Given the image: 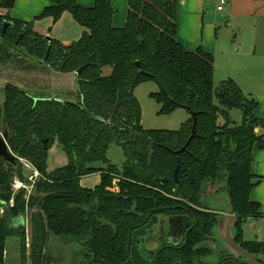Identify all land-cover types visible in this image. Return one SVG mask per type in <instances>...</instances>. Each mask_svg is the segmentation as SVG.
I'll use <instances>...</instances> for the list:
<instances>
[{"label": "trees", "instance_id": "1", "mask_svg": "<svg viewBox=\"0 0 264 264\" xmlns=\"http://www.w3.org/2000/svg\"><path fill=\"white\" fill-rule=\"evenodd\" d=\"M15 2L0 0V10L7 12L0 15V41L5 46L61 74L85 68L75 77L76 103L36 99L16 86H3L0 135L6 129L7 146L16 160L10 164L0 157V204H7L12 196L13 177L25 178L18 159L31 163L41 179L28 204L20 193L14 195L12 208L4 207L0 264H5V243L11 237L20 241L21 264H57L59 258L63 264L61 254L55 261L46 258L52 235L64 245H74L71 256L76 264H129V235L146 226L147 215H189L195 220L181 250L163 249L155 259V264H192L209 254L204 243L217 224L215 215L201 211L203 187L226 181L227 199L237 220L234 242L255 255L264 250L242 240L244 221L259 214V206L249 200L254 187L250 166L253 146L261 144L255 129L264 121L254 117L257 104L232 79L214 88L210 53L201 48L189 52L177 42L179 0H127L122 28L112 26L111 0H94L89 8L74 0H50L34 20L51 18L55 23L69 13L83 32L68 46L46 41L34 32L33 22L12 19L8 12ZM4 22L11 27L1 37ZM148 82L158 87V92L150 94L159 107L158 115L180 109L189 114L178 130L141 126L134 90ZM83 108L101 121L92 120ZM232 110L240 113L238 126L230 119ZM191 114H196V136L186 151L174 155L191 135ZM51 137L68 164L48 174L47 150L55 140L47 149L43 141ZM111 145L123 150L121 171L105 157ZM177 158L180 171L174 184ZM93 174H99V184L93 189L81 187L80 180ZM39 203L41 207L33 213ZM27 212L28 246L24 224L18 231L11 229V223L24 219Z\"/></svg>", "mask_w": 264, "mask_h": 264}, {"label": "crops", "instance_id": "2", "mask_svg": "<svg viewBox=\"0 0 264 264\" xmlns=\"http://www.w3.org/2000/svg\"><path fill=\"white\" fill-rule=\"evenodd\" d=\"M74 1L83 8L92 7L94 2V0ZM50 4V0H16L9 15L14 20L30 23ZM111 6L114 11L112 26L114 28H122L125 24L127 2L126 0H111ZM206 7V0H179L176 16L177 42L189 52H194L198 48H201L204 52L210 53L213 56L214 81L232 79L242 93L246 97L252 98L257 104L253 111L254 117L264 121V28L262 29L260 21H256V19L264 20V0H228L227 5L220 12L217 11L218 5L216 6V12L223 15L220 17L231 22L228 26H232L233 23L238 32L243 34L241 43L236 46L232 45L230 38L226 36H223L220 41L209 39L207 42H203L201 39H194L191 32H188V27L196 26L197 16L200 13L201 15L205 13ZM5 13L3 10H0V15ZM62 18H64L65 25L72 32V37L69 39L65 38L55 26L53 39L61 41L62 44L76 42L80 38L83 29L73 21L70 14H64ZM234 20L236 23L233 22ZM52 23L51 18L46 19L44 22H41V20L34 21L33 30L40 35L46 29H50L49 26ZM75 77V73L64 75L55 72L49 66L30 60L17 51L11 50L0 41V87L10 84L36 99H61L69 101L66 99L65 93H68L72 89L70 85H72ZM156 92H158V87L150 82L140 84L134 90V96L141 108V124L144 129H148L145 128L149 127L147 122L153 120L159 109L158 105L150 99V94ZM70 102L76 103L77 99L74 101L70 100ZM176 112H178L176 114L181 123L179 125L180 128L190 116L183 109ZM231 120L233 121L232 118ZM236 121L238 120L233 121V123L239 125L240 123ZM170 128L176 130L177 126ZM255 133L261 137V144H255L251 151L250 171L253 175L254 187L249 194V200L259 206V214L244 221L242 225V240L255 243L264 248V122L262 126L255 129ZM83 179L80 180L81 187H83ZM99 182L100 178L98 176L97 182H95L97 184L87 189H93ZM220 186L217 189L224 190ZM227 201V197L221 196L217 197L214 203L209 202V206L216 207H213V210L221 211L218 214L219 218L214 244L215 242L225 244L224 241L230 242L234 239L236 217L233 214L232 218L228 216ZM3 212L4 203H1L0 219ZM162 220V216H153L149 224L144 228L145 233L143 237L147 246L145 251L148 253L155 254L158 251L159 246L156 235ZM23 221V218L14 220L11 223V229L18 231L21 225L23 226ZM151 233L154 234L150 238H147V235ZM14 238L18 240L16 237L8 238L5 247L7 241ZM210 244L212 245L213 243ZM263 253L264 250H261L259 254L254 256L262 259L261 254ZM5 255L6 251L4 250V259ZM19 256L21 263L20 252Z\"/></svg>", "mask_w": 264, "mask_h": 264}, {"label": "rangeland", "instance_id": "3", "mask_svg": "<svg viewBox=\"0 0 264 264\" xmlns=\"http://www.w3.org/2000/svg\"><path fill=\"white\" fill-rule=\"evenodd\" d=\"M126 2H127V0H126ZM217 2H218V0H206L207 7L205 10V13H202V15L200 13L199 16H197V22H196L195 27H188V25H187L188 30H189L188 32H191L192 37L194 39L198 38V39L203 40V42H207L209 39L213 40V41H216V40L220 41L223 36H226L227 38L228 37L230 38V43L232 45L236 46L239 43H241L243 34L238 32V30L235 28L233 23H232V26H228V24L231 22H229L228 20L226 21L225 19L220 17L223 15L221 13L216 12V6L218 5ZM10 11L8 12V15L10 14ZM64 14H69V13L64 12L55 23H52L53 25L51 24V26H49L50 29H46L40 35L44 38L48 37L50 39H53V32L55 31V29L57 27L65 38H67V39L71 38L72 32L65 25L64 18H62V17H64ZM46 19H50V18H43V19L34 20V21H40L41 20V22H44V21H46ZM125 20H126V17H125ZM34 21H32L33 24H34ZM73 21H74V19H73ZM256 21L257 22L260 21V23L262 25V29H263L264 28V20L256 19ZM233 22L236 23L235 20ZM56 32H58V31L56 30ZM53 40H55V39H53ZM59 43H61V41ZM71 43L72 42H68L67 44H62V43L61 44L64 46H68ZM62 74L70 75V74H74V73H62ZM66 77H69V76H66ZM220 82L221 81H214V88L215 89L218 87ZM70 86L72 88L71 89L72 91L70 90V91H68V93H65L66 99L69 100V102H70V100L74 101L75 99H77L76 79L75 78L73 79L72 85H70ZM3 101H4L3 87H0V107L3 104ZM176 113H178V112L175 111L168 116H160V115L156 114L155 117H153V120L151 119L152 121L147 122L149 127H145V128H148L147 130L176 131V130H178L179 125L181 124ZM230 113H231L230 119L232 118L233 121L238 120L236 122L241 123L240 122L241 116L237 110H232ZM235 116L238 118L236 119ZM238 123H236V124H238ZM141 126H142V124H141ZM174 126H177L176 130H172L174 128H170V127H174ZM105 157H106L107 161L111 165H113L118 171L122 170L125 161H124L123 150L121 147H119L118 145H111L109 147V149L106 151ZM67 164H68V159H67L66 155L64 154V152L59 147L58 142L55 140L53 142V144L47 150L46 172L48 174H50L57 169L65 167ZM96 165L100 166V164H96ZM98 176H99L98 174H93V175L84 177V179L82 181L83 187L84 188H92L95 184H97L95 182H97ZM220 184H223V183L220 182ZM210 193L211 192H209V196H210ZM216 196L217 197H221V196L227 197V194H226L225 190H220L219 192H217ZM213 197L214 196H211L210 199L205 198L204 201L212 202L211 200L213 199ZM154 217H157V216H154ZM151 219L152 218H150V220ZM150 220H149V222H150ZM149 222L147 224H149ZM24 226H25L26 242H27V246H28L29 234H30L29 213L28 212L25 215ZM144 228H146V227L144 226V227L137 228V229L133 230L131 233L130 246H129V259H130L129 264H152L153 256L155 254H151V253H148L147 251H145L147 246H146V243H145V240L143 237V235L145 233ZM161 228H164V231L168 230V227L165 224V220H164L163 224L161 225ZM153 234L154 233L147 235V238H150L151 235H153ZM215 237H216V232H214L211 239L205 243V247H207V249L209 250V254L206 255L205 257L199 258V260L194 259L193 261L195 262V264H215L217 258L213 257V252L216 253V251H218L219 249H221V250H219L220 257H222L224 255L232 254V252H230L228 250V248L225 244H218L215 242V244L213 243L211 245L210 243H211V241L215 240ZM158 246H161V241H160V243H158ZM5 251H6L5 264H21L20 263V256H19V252H20V241H19V239L15 240V238H14V239L8 240L7 245L5 247ZM58 258H59V256L57 257V259ZM27 264H29V262H27ZM57 264H62L61 258H59V261H57ZM71 264H76L74 262V259L72 258V256H71Z\"/></svg>", "mask_w": 264, "mask_h": 264}, {"label": "water", "instance_id": "4", "mask_svg": "<svg viewBox=\"0 0 264 264\" xmlns=\"http://www.w3.org/2000/svg\"><path fill=\"white\" fill-rule=\"evenodd\" d=\"M10 27H11V24H9V23L4 22L2 24V35H1V37L4 36L6 30L8 28H10ZM24 31H25V27L22 28V32L23 33H24ZM136 34L138 36L140 35V29H139V27L137 28ZM20 37H22V35ZM45 39L48 42L50 41V38H48V37H46ZM48 55H49V47L47 49L46 57H48ZM84 68L85 67H82L81 69H79L75 73V75H79ZM49 100H56L58 102L70 103L71 104V102L66 101V100H61V99H49ZM83 111L86 114H88L89 117L92 120L101 121V119L99 117H96V116L90 114L86 109L83 108ZM191 117L193 119L192 127H191V135H190V137H189L186 145L181 150H179L177 152H173L174 155H178V154L186 151V148H187L189 142L196 136V132H195V128H196V114H191ZM7 140H8V135H7V131L5 129V130H3L2 134L0 135V157L4 161H6L7 163L12 164V163L15 162L16 157L13 156L12 153L9 151V148L7 146ZM54 140H55V138L54 137H51V138L43 141L44 148L47 149V144L48 143H52ZM179 162L180 161L177 158V160H176L177 165H176V167L174 169V172H173L174 184H177L178 183L177 182V177H178V173L180 171ZM189 180H190V183H191L192 182V177L191 176H189ZM226 184H227V181H226L225 185ZM41 205H42V203L37 204L35 206V208H34L33 213L37 212L39 210V208L41 207ZM5 206H6V204L4 203V207ZM227 207H228L227 214H228V216H230V218H232V214L233 213H232L231 206H230L229 202H227ZM149 218H150V215H147L144 224L146 223V221L149 220ZM187 219H186V222H187ZM236 223H237V221H236ZM188 226H189V223H187V225L185 226L184 229L186 230L188 228ZM130 236H131V234L129 235V239H130ZM224 243L227 246L229 245L235 251L238 252L239 258H234V260L239 261V262L244 263V264H264V259H259V258L255 257V256H253V255H251V254H249L247 252L242 251V249L237 244H235L234 239H233V241H230V242L224 241ZM73 248H74V245H72V244L71 245H64L62 243V241H61V238L59 236L52 235L50 237L49 243H48L47 248H46V258L48 260L55 261L57 259V256L61 254L63 256V259H64V263L63 264H71V250ZM157 255H155V257L153 259V264H155V259H156ZM240 258H243V259H240Z\"/></svg>", "mask_w": 264, "mask_h": 264}, {"label": "flooded vegetation", "instance_id": "5", "mask_svg": "<svg viewBox=\"0 0 264 264\" xmlns=\"http://www.w3.org/2000/svg\"><path fill=\"white\" fill-rule=\"evenodd\" d=\"M220 185L218 183H215L213 185L205 184V186L203 187V192H202L203 193V197H202L203 209H201V211H203L205 213H211V214L215 215L217 218V224L214 227V232L216 231V228L218 225V218H219L218 214L221 211H217L216 209L213 210V207L214 208H216V207L215 206H209V202L207 203V201H204V199L205 198L210 199L211 196H214L215 198L213 197V199L211 200L212 203H214L215 199L217 198V196H216L217 192H219L221 190V189L220 190L217 189V188H219ZM220 187L225 190L226 185L223 184ZM209 192H211L210 196H209ZM155 216H158V215H155ZM162 217H163V220L160 223V227H159L157 235H156V239L158 240V243H160V241H161V246L158 247V251H157V253H155V255H157L158 252L163 250V249L174 250V251L181 250L186 245L187 236L190 233V231L192 230L193 225H196L195 220L192 219V217L189 215H184V216H181V215H165ZM186 219H187V222H186ZM149 220H150V218H149ZM164 220H165V224L168 227L167 231H164V228H161V225L163 224ZM187 223H189V226L185 230L184 228L187 225ZM205 243H204V246H205ZM211 243H214V241H211ZM227 248L230 252H232V254L224 255V256L220 257L219 250H221V249L216 251V253L213 252V257L217 258L215 264H244V263H241L239 261L234 260V258H239V254L237 251H235L229 245L227 246ZM242 251L247 252L243 249H242ZM247 253H249V252H247ZM249 254H251L253 256L255 255L253 253H249ZM155 255H154V257H155ZM240 259H243V258H240ZM192 264H195V263H193V261H192Z\"/></svg>", "mask_w": 264, "mask_h": 264}, {"label": "built area", "instance_id": "6", "mask_svg": "<svg viewBox=\"0 0 264 264\" xmlns=\"http://www.w3.org/2000/svg\"><path fill=\"white\" fill-rule=\"evenodd\" d=\"M227 3L228 0H219L217 11L219 12L222 11L224 7L227 5ZM18 161L25 170L26 175L24 179L13 177V179L11 180L12 196L6 204V206L9 208H12L14 205V195L20 193L23 194L24 201L26 204H28L30 197L33 195L35 191L36 184L41 179L40 173L33 167L31 163L23 159H18ZM261 257L264 259V253L261 254Z\"/></svg>", "mask_w": 264, "mask_h": 264}]
</instances>
